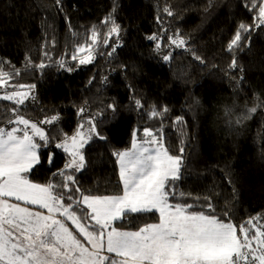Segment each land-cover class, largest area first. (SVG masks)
<instances>
[{
  "label": "trees",
  "instance_id": "obj_1",
  "mask_svg": "<svg viewBox=\"0 0 264 264\" xmlns=\"http://www.w3.org/2000/svg\"><path fill=\"white\" fill-rule=\"evenodd\" d=\"M251 2L0 0V71L9 74L15 90L28 91L16 86L35 85L31 101L22 105L0 101V127L14 126L8 121L15 119V108L18 115L40 125L50 141L40 149L41 164L29 178L63 183V177L53 174L64 169L69 156L55 144L95 115L97 130L106 139L94 136L85 146L83 170H67L75 180L70 185L72 195L79 198L76 187L85 195L122 194L113 152L131 147L134 130L142 138L144 128H162L172 155H181L184 148L172 202L191 204L193 211L215 214L237 226L249 219L263 226L264 26H255L257 11L250 10ZM110 14L120 33L105 45L111 25L102 21ZM241 23L252 25V30L242 33L240 46L229 51ZM94 26L100 38L95 59L80 65L71 56L78 44L91 43ZM177 34L185 40L184 47L170 43L169 37ZM153 35L157 40L149 39ZM113 47L116 50L109 56ZM169 53L171 59L165 61ZM233 58L235 69L230 67ZM41 63L43 69L38 67ZM111 104L116 106L115 114L108 107ZM153 106L167 107L168 112L150 118ZM252 107L257 108L255 113L248 111ZM54 115L58 120L52 124L40 123ZM209 202L214 213L207 207ZM226 208L228 216H224ZM158 216L130 214L115 226L136 230L158 222Z\"/></svg>",
  "mask_w": 264,
  "mask_h": 264
},
{
  "label": "snow or ice",
  "instance_id": "obj_2",
  "mask_svg": "<svg viewBox=\"0 0 264 264\" xmlns=\"http://www.w3.org/2000/svg\"><path fill=\"white\" fill-rule=\"evenodd\" d=\"M250 10L257 11L255 26H264V0H252ZM164 11L173 15L169 8ZM102 23L111 25L103 41L107 45L109 38L119 36L120 25L111 14ZM252 27L241 23L228 50L239 47L242 33L250 32ZM149 39L157 40V36ZM90 40L91 43L78 44L71 56L80 65L95 59L100 43L95 26ZM169 40L176 47L186 43L179 34ZM160 48L158 41L157 51ZM115 50L113 47L108 55ZM163 59L169 61L171 53ZM59 63L64 67L63 60ZM38 67L43 69L45 65ZM230 67H237L235 58ZM8 80L9 74L0 71V88L8 87ZM16 87L28 91H12L0 99L22 105L35 85ZM135 104L139 109L144 107L140 100ZM108 107L115 114V104ZM248 111L255 113L257 108ZM12 112L15 119L8 122L23 128L0 127V264H264V226H258L254 219L237 226L215 214L193 211L191 204L172 202L173 182L181 178L184 148H180L181 155H172L164 144L162 128L146 127L142 138L134 130L131 147L113 152L122 194L85 195L76 187L75 192L80 193L77 198L70 186L75 183L74 177L66 172L85 168L83 150L94 136L106 139L97 130L96 116L87 119V130L85 123H81L74 134H65L55 144L69 156L64 169L53 174L63 177V183H37L28 174L41 164L40 149L49 144V136L37 123L18 115L15 108ZM84 112L81 107L79 114ZM167 112V107L158 110L153 106L149 116L156 118ZM57 120L54 115L40 123L52 124ZM180 122L181 118H177L176 123ZM48 162L52 163L51 155ZM207 207L215 212L210 202ZM148 213H158V222L146 223L136 230L115 226L116 221H126L130 214ZM228 214L226 208L224 216Z\"/></svg>",
  "mask_w": 264,
  "mask_h": 264
},
{
  "label": "rangeland",
  "instance_id": "obj_3",
  "mask_svg": "<svg viewBox=\"0 0 264 264\" xmlns=\"http://www.w3.org/2000/svg\"><path fill=\"white\" fill-rule=\"evenodd\" d=\"M8 84H9V86L8 87H6V88H0V97H2L4 94H6V93H11L12 91H19V90H15V86L14 85H12V83L10 82V80H8ZM33 96V93H31L30 92V95H29V98L24 102V103H26L27 101H31L30 99H31V97ZM0 101H5V100H3V99H0ZM8 102H13V101H8ZM14 103V102H13ZM39 127H40V125H38ZM13 127H19V128H23V126L22 125H15L14 124V126ZM87 127H88V125H87V123L85 124V130H87ZM11 129V128H10ZM10 129H6V130H10ZM258 226H262V225H259V223L257 224ZM264 226V225H263ZM82 239V238H81ZM108 255H110V256H113L114 257V254H108Z\"/></svg>",
  "mask_w": 264,
  "mask_h": 264
}]
</instances>
